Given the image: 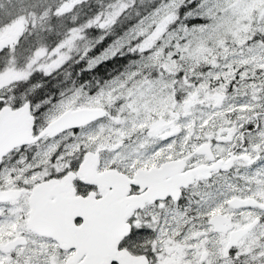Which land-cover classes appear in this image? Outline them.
Listing matches in <instances>:
<instances>
[{
  "label": "snow or ice",
  "instance_id": "obj_1",
  "mask_svg": "<svg viewBox=\"0 0 264 264\" xmlns=\"http://www.w3.org/2000/svg\"><path fill=\"white\" fill-rule=\"evenodd\" d=\"M0 264H264V0H0Z\"/></svg>",
  "mask_w": 264,
  "mask_h": 264
}]
</instances>
